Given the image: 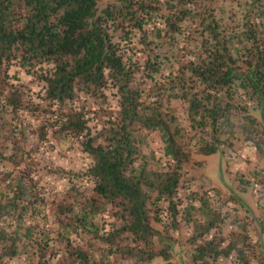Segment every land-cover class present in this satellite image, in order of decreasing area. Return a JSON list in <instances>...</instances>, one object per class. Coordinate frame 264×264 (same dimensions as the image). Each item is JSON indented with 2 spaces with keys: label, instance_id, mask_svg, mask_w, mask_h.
Listing matches in <instances>:
<instances>
[{
  "label": "trees",
  "instance_id": "1",
  "mask_svg": "<svg viewBox=\"0 0 264 264\" xmlns=\"http://www.w3.org/2000/svg\"><path fill=\"white\" fill-rule=\"evenodd\" d=\"M100 1L0 0V142L25 158L35 135L47 141L50 128L62 143L78 140L93 159L86 174L94 192L117 202L125 219L99 238L113 246L127 234L133 244L124 252L135 263L162 256L176 264L171 251H157L173 238L152 221L163 213L177 220L183 168L193 153L224 152L237 138L264 151V0ZM15 62L42 80L37 99L27 84L12 81ZM98 107L109 111L95 121ZM150 131L161 132V167L142 150ZM12 162L0 171L1 257L24 252L28 264H108L107 249L99 262L96 249L74 243L99 231L97 198L60 203L52 221L38 165ZM199 202L183 214L193 209L204 220L193 260L230 257L236 243L224 247L219 231L212 233L226 216L204 197ZM59 238L66 252L54 261ZM236 257L253 264L243 249Z\"/></svg>",
  "mask_w": 264,
  "mask_h": 264
},
{
  "label": "rangeland",
  "instance_id": "2",
  "mask_svg": "<svg viewBox=\"0 0 264 264\" xmlns=\"http://www.w3.org/2000/svg\"><path fill=\"white\" fill-rule=\"evenodd\" d=\"M105 3L106 0L100 1L101 6ZM15 63L8 68L9 75H16V78L11 77L12 81L27 84L37 99V93L42 87V80L37 77L35 72H29L28 69L21 68L17 62ZM108 105V109H116L117 100L112 99ZM183 106V103L178 105V113ZM98 108L95 121L96 117L105 119V115L109 111L102 107ZM40 124L43 125L39 122L30 131L38 133ZM145 134L146 137L148 134V137L142 150L145 154L154 153L157 157L154 160L156 167H161L167 160L164 157L161 132L150 131ZM11 136L7 134L6 138L10 139ZM35 137V141H33L37 145L34 146L32 152L26 150V153H30L32 156L26 155L25 158H20V154H13L14 150L8 146V141L2 140L0 142V147H2L0 148V171L12 169L14 165L12 159L22 161V163L24 161L25 164H37L41 171L44 201L52 221L56 219L60 203L97 198L101 211L96 219L99 223V231L86 233L82 239L76 237L74 243L96 249L95 257L99 262L102 261L103 250L107 249L105 255L109 259L108 264H144V262L135 263L126 256L124 252L126 244H133L127 234L115 239L113 246L110 245L111 242L99 238V235L113 231L115 227L125 223V219L122 218V207L117 202H106L94 192L93 182L86 174L93 159L90 154L82 150L80 142L70 139L62 143L58 136L54 137L52 128L49 129V140H41V137L36 135ZM20 144L19 142L17 147ZM48 167H51L50 171H47ZM183 171L185 173L178 192V197L181 198L179 206L181 213L177 220L167 213H163L161 221H152L156 229L168 233L173 238L169 245L156 244L157 251L161 247L171 251L172 261L176 264H240L237 261L236 251L243 249L251 256L253 264L264 263V151L260 153L254 145L245 142L243 138H237L234 147L226 149L224 152L219 151L210 155L193 153ZM201 197L210 202V207L221 211L222 215L226 216L221 229H214L212 233L219 231L218 237L224 240V247L230 242L236 243L237 249L230 257L211 259L208 263L193 260L192 251L200 243L196 238L203 230L204 226L201 223L204 220L201 219L198 211L193 209L192 215L183 214H185L188 203L201 205L199 202ZM161 206L165 207L166 203H161ZM58 214L67 221L64 213L58 212ZM233 219L239 221L233 222ZM196 223L198 228H196ZM51 230L58 232V224H53ZM60 239L54 240L56 249L61 251L54 261L63 260L66 252L64 251L65 241L62 239L63 241L60 242ZM155 239L157 240V238ZM85 243L86 245H83ZM2 253L0 249V264H28L29 262L27 253L22 252L13 259L1 257ZM150 264H165V260L162 256L157 257Z\"/></svg>",
  "mask_w": 264,
  "mask_h": 264
}]
</instances>
